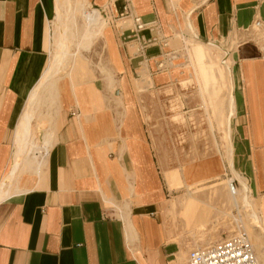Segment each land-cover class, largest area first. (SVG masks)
<instances>
[{"label": "crops", "instance_id": "0c3cea01", "mask_svg": "<svg viewBox=\"0 0 264 264\" xmlns=\"http://www.w3.org/2000/svg\"><path fill=\"white\" fill-rule=\"evenodd\" d=\"M113 4L0 0V264L184 261L197 242L173 207L182 194L170 189V169L189 165L197 180L216 168L171 166L149 109L175 80L170 55L193 33L213 46L237 41L231 68L221 61L231 77L228 171L264 225V0H134L142 29L131 19L117 26ZM97 13L111 24L114 47L94 37L104 68L98 62V77L77 80L69 35L82 36L93 24H80ZM194 51L217 58L203 43ZM255 252L264 264V238Z\"/></svg>", "mask_w": 264, "mask_h": 264}, {"label": "rangeland", "instance_id": "374dc122", "mask_svg": "<svg viewBox=\"0 0 264 264\" xmlns=\"http://www.w3.org/2000/svg\"><path fill=\"white\" fill-rule=\"evenodd\" d=\"M104 18L108 22V19ZM94 22L95 17L83 21L79 30L82 31V27ZM115 23L119 26L122 20ZM110 26L108 22L99 36H104L106 43L113 50ZM254 29L258 31L259 28L255 26ZM71 34L69 35V58H72L71 61L69 59V72L75 73V65L78 62L80 63L79 75L74 76L77 80L98 77L95 74L98 62L104 68V62L97 61V46L102 43L95 41L91 45L92 40L88 46H83L81 34ZM201 40L193 33L191 38L185 40V44H182L180 49L169 57V65L175 80L171 86L155 94V99L158 101L157 107L149 109L154 137L162 150L168 153L163 155L165 159L171 160V166L179 162L182 166L187 163L191 166L200 163L205 169V164L211 161L216 168L212 171H209V168L203 170L202 177L197 180L192 179L194 178L192 176L188 177L189 165L184 168V171L179 168L170 169V189L177 190L174 194H182L173 202V207H180V214L195 235L191 237L193 236L192 238L197 242L191 246L190 251L207 247L223 237L240 231L248 233L255 249L260 239L264 238V225L252 204L253 202L256 206V202L249 197V194L248 201L245 202L243 200L245 192L242 189L239 190L237 185L236 202L230 199L232 191L230 182L235 178L234 173L232 175L228 171L229 167L232 172L233 162L232 127L230 133L227 132V119L233 116L232 114L230 116V96L228 98L231 77L230 70L221 61L227 60L231 68L229 52L235 47L237 41L228 45L226 42H221L218 46H213ZM198 43L205 44L211 52L216 51L214 53L217 58L211 59L212 56L208 55V58L201 59L194 51ZM109 73L106 79L113 78ZM192 75L198 80L196 81ZM200 89L202 97L199 96ZM191 174L194 173L191 172ZM200 192L207 194H200ZM188 255L189 253L184 261L187 260Z\"/></svg>", "mask_w": 264, "mask_h": 264}, {"label": "built area", "instance_id": "2783aa9c", "mask_svg": "<svg viewBox=\"0 0 264 264\" xmlns=\"http://www.w3.org/2000/svg\"><path fill=\"white\" fill-rule=\"evenodd\" d=\"M114 0V10L118 14L122 23L131 19L137 29H142L145 23L142 18L132 13L134 0H123L122 10L117 12ZM256 25H261L260 21ZM231 190L236 188L235 181L230 182ZM180 264H261L254 246L247 232L240 231L229 237L216 241L204 248H196L189 252L187 260Z\"/></svg>", "mask_w": 264, "mask_h": 264}, {"label": "bare ground", "instance_id": "6f19581e", "mask_svg": "<svg viewBox=\"0 0 264 264\" xmlns=\"http://www.w3.org/2000/svg\"><path fill=\"white\" fill-rule=\"evenodd\" d=\"M97 19H95L96 20V22H95V25H94V23H93V26H91V27H88V28H86V30H84L83 31V33H82V36H81V38H82V45L83 46H88L91 42H92V40H93V38L94 37H97L99 34H101V32H102V30H103V28L107 25V23H106V19L105 18H103L101 15L99 16H97L96 17ZM70 22V21H69ZM70 25V24H69ZM64 26V25H63ZM65 27V26H64ZM71 27V26H70ZM71 32H73V28H71ZM77 30H78V28H77ZM70 32V31H69ZM77 32V31H76ZM74 33V32H73ZM74 36V35H73ZM62 39H63V36H62ZM62 39H61V41H62ZM58 52H59V50H58ZM66 52V51H65ZM59 55V54H58ZM61 56V55H60ZM61 60V59H60ZM59 62H61V61H59ZM48 77V75L46 76V78ZM247 187V186H246ZM247 189H248V187H247ZM245 194H244V196H243V200L245 201V202H247L248 201V191H246V189H245ZM235 194H236V188H235V190L234 191H231V194H230V199L232 200V201H235L237 198H236V196H235ZM195 202V201H194ZM236 202V201H235Z\"/></svg>", "mask_w": 264, "mask_h": 264}]
</instances>
